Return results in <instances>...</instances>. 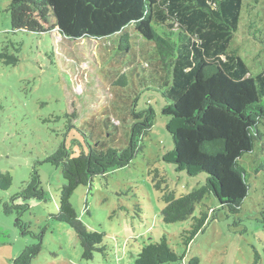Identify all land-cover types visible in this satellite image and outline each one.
I'll list each match as a JSON object with an SVG mask.
<instances>
[{
  "label": "rangeland",
  "instance_id": "1",
  "mask_svg": "<svg viewBox=\"0 0 264 264\" xmlns=\"http://www.w3.org/2000/svg\"><path fill=\"white\" fill-rule=\"evenodd\" d=\"M8 2L0 0V49L11 30L5 10ZM252 4L264 20V0ZM241 15L229 48L245 62L248 75H255L264 66V44L250 35L254 27L249 26L246 8ZM125 31L131 42L129 53L118 48L116 36L96 41L68 38L56 30L39 39L19 33L15 36L23 42L19 63L0 62V173L11 176L10 186L0 188V264H13L26 246L38 242L36 235L41 236V249L31 264H134L141 247L164 234L173 251L185 255L186 261L197 256L199 264H264V171H254L264 158V138L239 160L250 173V187L237 215L227 216L211 195L195 206L189 219L162 220L164 202L154 182L163 177L160 185H167L179 197L202 185L206 175H189L167 160L173 149L171 121L162 114L160 93L150 89L154 78L148 77L151 69L160 68L158 60L152 43L133 25ZM260 38L264 42V35ZM51 50L55 64L46 58ZM121 74L127 76V86L114 83ZM136 98L137 110L150 103L155 112L143 149L128 165L94 176L89 185L78 186L71 196L78 219L88 230L104 234L99 245L103 250L85 260L75 232L51 217L58 212L64 179L61 168L45 159L63 141L73 155L86 147L77 128L91 130L111 145L124 146L129 136V109ZM261 130L264 134V125ZM33 168H37L45 199H15L14 204L27 203V208L5 214L3 203L11 205V197L30 179ZM206 207L217 208L216 219L209 220L204 230L184 245L182 231L189 229L193 216ZM17 219L28 227L25 235L14 225Z\"/></svg>",
  "mask_w": 264,
  "mask_h": 264
},
{
  "label": "trees",
  "instance_id": "2",
  "mask_svg": "<svg viewBox=\"0 0 264 264\" xmlns=\"http://www.w3.org/2000/svg\"><path fill=\"white\" fill-rule=\"evenodd\" d=\"M257 2L9 0L5 10L11 30L1 46L0 62L12 66L19 63L23 42L15 37L17 34L35 35V39H39L53 30L72 39L98 41L116 36L118 48L129 53L131 42L125 28L133 25L144 40L152 43L160 67L151 69L148 77L154 78L150 80L154 83L150 89L160 93L164 102L162 114L169 116L171 121L169 133L173 149L167 160L189 175H206L202 185L179 197H175L167 185H160L165 181L163 177L154 182L164 202L162 220L173 223L189 219L195 206L211 195L227 216L237 215L250 187V173L239 160L253 152L264 138L261 130L264 125V66L257 74L248 75L247 65L229 46L245 8L250 18L249 26L254 27L250 35L264 44L260 38L264 35V25L260 27L259 24L264 23L261 11H253L252 3ZM46 58L55 64L52 50ZM114 83L127 86V76L121 74ZM136 101L137 98L129 109V136L124 146L111 145L104 137L96 138L91 130L77 128L86 147L81 146L79 153L73 155L63 141L45 159L61 168L64 179L59 190L58 212L51 217L66 223L75 232L81 257L85 260L92 259L95 251L103 250L99 245L104 234L88 230L78 219L71 196L78 186L89 185L94 176H103L128 165L143 149V140L153 126L155 112L150 103L137 110ZM70 116L75 118L76 114ZM104 124L108 126L107 120ZM105 134L111 136L110 132ZM254 171H264V158ZM157 175L156 170L154 177ZM10 184V174L0 173V188L5 190ZM30 198L45 199L37 168L32 169L30 179L11 197V205L7 201L3 203L4 213L11 214L14 208L25 210L27 203L16 205L14 201L24 202ZM216 211L217 208L206 207L199 216H193L191 227L181 233L184 245L188 246L209 220L216 219ZM14 225L23 235L28 232L20 219ZM36 237L38 242L26 246L13 264L32 263L41 249V236ZM134 264H199V258L194 256L186 261L185 255L173 251L164 234L158 241L144 244Z\"/></svg>",
  "mask_w": 264,
  "mask_h": 264
}]
</instances>
